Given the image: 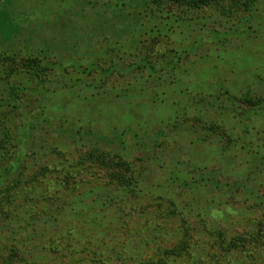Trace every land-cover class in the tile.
<instances>
[{
  "label": "rangeland",
  "instance_id": "1",
  "mask_svg": "<svg viewBox=\"0 0 264 264\" xmlns=\"http://www.w3.org/2000/svg\"><path fill=\"white\" fill-rule=\"evenodd\" d=\"M120 1L12 0L4 9L21 25L23 33L12 46L5 47L22 51L23 54L50 48L52 61L59 58L64 69L70 71L71 74L66 76L71 83L76 62L82 61L86 68L94 61L107 67L112 59L119 56L125 58L127 52L120 50L115 56L109 50L106 40H103L105 35L94 41V29L101 27L94 17L95 11L107 10L108 5ZM176 11L195 30L190 32L191 39L183 41L189 44L194 39L203 42L199 52L189 58L191 64L185 61L186 66L191 67L197 60L201 68H215L216 74L209 78L215 91L221 85H226L238 95L248 91L255 96L264 95L263 0L252 14L232 18L209 8ZM113 13H118V8L112 9L104 17ZM118 26L120 32L121 25ZM201 27L204 28L201 30ZM246 28H253L258 34L250 38L240 35ZM236 29L237 33L228 39H219L217 35L212 37L211 34L214 31L232 33ZM14 40L15 37L10 41ZM87 46L92 48L88 49ZM73 50V53L70 52ZM169 50L168 42L161 41L147 43L139 47L136 53L139 51L141 55L156 59L166 55ZM128 62L129 58L125 60V63ZM58 71L56 74L59 75ZM118 71L110 77V87L122 89L135 77L137 81V72L123 74ZM55 87L49 86V89L55 90ZM43 98V95L31 97L29 112L34 110L33 115L39 116L42 108L40 100ZM218 98L222 106L230 108L226 110L228 114L223 113L220 117L229 125L231 136L264 138V107L252 112L240 103L228 104L227 96L220 95ZM81 105L77 101L66 102L65 111L70 117L75 116L77 111H81ZM109 107L118 110L121 105L114 103ZM54 108H60V104H54ZM46 111L52 125L47 127L40 123L41 126L34 127L30 136H70L68 127H59L55 120L58 117L56 113L53 110L50 113L48 108ZM163 111H154L151 120L155 117L164 119L167 112ZM220 111L209 109L214 115ZM138 115L139 112H136V119H139ZM127 117L129 115H122L121 118ZM89 118L84 122L94 120L93 117ZM114 119L120 120L117 117ZM28 120L33 121L31 116ZM137 125L141 128L137 131L143 136H146L145 132L154 133L155 136V132L159 131V128L153 129L147 122L139 124L137 121ZM180 125H183L180 134L167 136H211L197 127L192 129V120L180 121ZM113 126L104 127L102 131L107 133V129ZM4 136L0 128V141ZM82 150V146L65 142L43 148L31 145L17 147L13 141L0 150V170L11 168L10 175L0 179V190H6L10 184L15 186L8 193L14 197L10 206L13 218L0 221V264H148L150 260L161 258L160 250L177 247L184 240L186 221L196 228L202 220H206L213 230H222L229 237L260 230L263 214L245 199L241 191L227 206L220 201L221 196L216 195L215 203L203 210L191 192L181 193L166 182L167 176L163 177L158 170L162 161L155 163V157L152 158L153 163L148 165L152 167L148 173L152 172L154 188L149 184L147 191L118 190L108 183L102 170L83 159ZM135 155L134 152L129 154L134 160ZM190 238L191 255L167 258L166 264H264V234L258 245L251 244L229 253L211 249L210 237L202 228L195 229ZM27 248L35 251L32 256L25 254L23 261L13 257L15 251L25 252Z\"/></svg>",
  "mask_w": 264,
  "mask_h": 264
},
{
  "label": "trees",
  "instance_id": "2",
  "mask_svg": "<svg viewBox=\"0 0 264 264\" xmlns=\"http://www.w3.org/2000/svg\"><path fill=\"white\" fill-rule=\"evenodd\" d=\"M11 1L0 0V128L5 133L4 139L0 141V150L5 149L11 141L17 147L31 145L45 148L56 142L82 146L83 159L102 170L109 184L118 190L134 192L147 191L149 184L154 188L151 183H154L152 172L148 173L152 167L148 165L153 163L152 158L155 157V163L162 161L158 170L163 177L167 176L166 182L181 193L191 192L203 210L215 203L216 195H220V201L227 206L241 191L245 199L251 201L263 214L258 232L234 237L227 236L222 230H213L206 220H202L196 228L186 221L184 240L177 247L160 250L161 258L150 260L148 264H166L167 258L191 255L193 249L190 236L198 228L206 232L212 243L211 249L218 252L229 253L262 242L264 138L231 136L229 125L220 117L223 113L228 114L226 110L230 108L222 106L218 97L227 96L228 104L240 103L248 111L255 112L263 109L264 95L255 96L250 91L238 95L232 87L226 85H221L215 91L209 83V78L216 74L215 68H201L197 60L193 63L194 68L193 65L186 66L185 61L191 64L189 58L199 52L203 42L194 39L189 44L183 41L192 38L190 32L194 29L176 11L209 8L232 18L252 14L262 0H122L117 4L112 3L107 10L94 13L101 25L94 29V41L105 35L103 40H106L109 50L115 56L123 50L127 52L125 58L119 56L112 59L111 65L107 67L94 61L86 68L82 61L76 62L71 83L66 76L71 74L70 71L64 69L59 58L52 61L50 48L23 54L22 51L5 47L12 46L23 33L21 25L4 9ZM116 8L118 13H113L115 16L112 14L104 17ZM118 25H121L120 32ZM244 31L240 35L246 38L258 34L253 28ZM236 33L237 29L232 33L211 32L212 37L217 35L219 39H228ZM14 37L15 40L10 41ZM161 41L168 42L170 47L163 57L151 59L139 51L136 53L139 47L147 43ZM90 46L87 48L93 47ZM127 58L130 62L125 63ZM182 62L184 66L181 67ZM222 64L225 66L224 62ZM235 65H238L237 62ZM117 70L123 74L137 72V81L135 77L132 83L122 89L110 87V77ZM49 86H56L55 90L49 89ZM39 95L44 98L40 100L42 108L37 116L33 115L34 110L29 112L30 98ZM73 101L80 102L82 107L81 111L70 117L65 111V103ZM114 103L120 104V109L109 107ZM54 104H60V108L55 109ZM46 108L50 113L51 110L56 113L58 117L55 120L60 128L70 129L67 130L70 136H30L34 127L41 126L40 123L47 127L52 125L46 117ZM210 108L222 112L214 115L209 112ZM156 110L166 111L167 116L161 120L156 117L151 120ZM136 112H139V119H136ZM122 115L129 117L122 119ZM28 116L32 117V122ZM89 117L94 120L84 122ZM114 117L120 120L116 121ZM186 120L193 121L192 129L197 127L211 136H167L171 133L180 134L183 126L180 121ZM137 121L139 124L147 122L153 129L159 128V131L155 132V136L148 132L143 136L137 131L141 129ZM112 124L114 126L107 129V133L102 131ZM121 125L129 127L123 128ZM130 152L136 153L135 160L129 156ZM10 173L9 167L1 169L0 179ZM160 180L163 181V178ZM6 188L0 190V221L13 218L10 206L14 197L8 193L15 186L10 184ZM34 252L33 248L25 252L15 251L13 257L23 261L25 254L32 256Z\"/></svg>",
  "mask_w": 264,
  "mask_h": 264
}]
</instances>
